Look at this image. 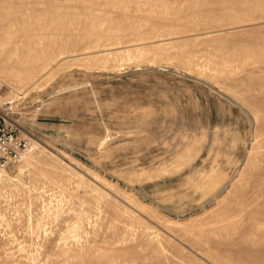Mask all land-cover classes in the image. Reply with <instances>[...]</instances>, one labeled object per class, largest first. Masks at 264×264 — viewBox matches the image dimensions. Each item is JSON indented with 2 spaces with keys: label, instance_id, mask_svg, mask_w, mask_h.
Masks as SVG:
<instances>
[{
  "label": "rangeland",
  "instance_id": "374dc122",
  "mask_svg": "<svg viewBox=\"0 0 264 264\" xmlns=\"http://www.w3.org/2000/svg\"><path fill=\"white\" fill-rule=\"evenodd\" d=\"M0 264H264V0H0Z\"/></svg>",
  "mask_w": 264,
  "mask_h": 264
},
{
  "label": "built area",
  "instance_id": "2783aa9c",
  "mask_svg": "<svg viewBox=\"0 0 264 264\" xmlns=\"http://www.w3.org/2000/svg\"><path fill=\"white\" fill-rule=\"evenodd\" d=\"M29 140L20 134L18 125L0 113V169L20 161Z\"/></svg>",
  "mask_w": 264,
  "mask_h": 264
}]
</instances>
